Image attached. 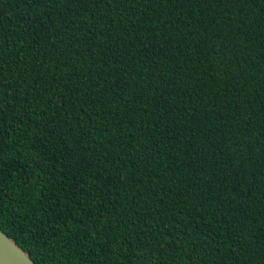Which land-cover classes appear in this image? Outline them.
<instances>
[{"label":"trees","instance_id":"16d2710c","mask_svg":"<svg viewBox=\"0 0 264 264\" xmlns=\"http://www.w3.org/2000/svg\"><path fill=\"white\" fill-rule=\"evenodd\" d=\"M0 228L37 264H264V0H0Z\"/></svg>","mask_w":264,"mask_h":264},{"label":"water","instance_id":"95a60500","mask_svg":"<svg viewBox=\"0 0 264 264\" xmlns=\"http://www.w3.org/2000/svg\"><path fill=\"white\" fill-rule=\"evenodd\" d=\"M0 264H37L0 228Z\"/></svg>","mask_w":264,"mask_h":264}]
</instances>
